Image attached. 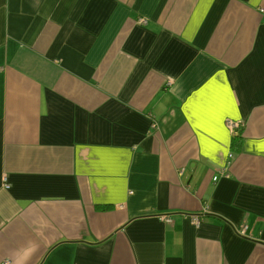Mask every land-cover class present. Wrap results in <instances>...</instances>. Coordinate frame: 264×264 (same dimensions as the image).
I'll return each mask as SVG.
<instances>
[{"label":"crops","instance_id":"crops-1","mask_svg":"<svg viewBox=\"0 0 264 264\" xmlns=\"http://www.w3.org/2000/svg\"><path fill=\"white\" fill-rule=\"evenodd\" d=\"M0 264H264V0H0Z\"/></svg>","mask_w":264,"mask_h":264},{"label":"built area","instance_id":"built-area-1","mask_svg":"<svg viewBox=\"0 0 264 264\" xmlns=\"http://www.w3.org/2000/svg\"><path fill=\"white\" fill-rule=\"evenodd\" d=\"M140 23H144L143 20H139ZM226 125H227V128L229 130V132L233 135V136H236L240 130V124L238 122H235V121H232V120H227L226 121ZM6 178H3V185L5 187H7V184H6ZM191 222L192 224L195 226V227H198L199 224H200V219L197 217V216H193L191 218Z\"/></svg>","mask_w":264,"mask_h":264},{"label":"trees","instance_id":"trees-1","mask_svg":"<svg viewBox=\"0 0 264 264\" xmlns=\"http://www.w3.org/2000/svg\"><path fill=\"white\" fill-rule=\"evenodd\" d=\"M236 138V137H235Z\"/></svg>","mask_w":264,"mask_h":264}]
</instances>
